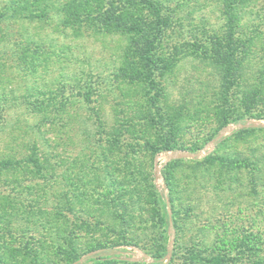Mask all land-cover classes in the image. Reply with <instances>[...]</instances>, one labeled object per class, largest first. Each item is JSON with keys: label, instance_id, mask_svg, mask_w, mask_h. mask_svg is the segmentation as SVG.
Instances as JSON below:
<instances>
[{"label": "rangeland", "instance_id": "obj_1", "mask_svg": "<svg viewBox=\"0 0 264 264\" xmlns=\"http://www.w3.org/2000/svg\"><path fill=\"white\" fill-rule=\"evenodd\" d=\"M168 3L182 7L178 15L184 21L168 34L178 46L168 42L158 49L163 74L157 80L166 92L148 111L138 107L140 94L133 89L129 75L115 80L114 73L125 68L121 57L125 41L117 35L87 32L76 36L58 23L59 17L52 11L53 21L13 20L7 40L0 42V157L21 156L35 142L42 151L54 148L57 159L55 174L44 189L31 178L32 188L23 193L26 204L51 208L55 202L60 211L54 222L60 229L58 224L39 230L34 225V232L17 238L30 248L27 256L37 241L49 245L51 255L40 264L75 263L67 252L52 253L53 242L62 231L69 243L66 250L72 245L89 250L111 243L117 254L139 261L137 264L153 261L152 254L165 245V236L169 237L168 249H173L175 241L179 244L175 264L184 263L182 254L192 239L210 245L211 251L227 254L230 264H254L255 260L264 264V129L238 132L242 125H264V0ZM8 4V0H0V9ZM14 39L29 40L39 54L36 60L18 64L11 51ZM170 56L178 59L175 66L168 62ZM87 81L100 89L97 95L88 96L85 87L80 90V83L87 85ZM47 97H55L57 104L46 109V114L30 105ZM158 105L167 116H159ZM195 109L199 111L194 113ZM148 113L151 119L144 120ZM192 113L199 119L189 120ZM237 117L242 118L241 123L234 122ZM115 121L125 130L122 151L113 163L120 185L111 192L105 158L95 148L96 154L91 157L90 153L97 126ZM217 134L223 137L218 144L214 140ZM157 135L180 147L156 153L144 147L146 137L156 142ZM133 145L138 149L136 155ZM176 153H192L184 158L203 165V157L210 153L218 158L228 156L233 162L247 159L256 161L261 170L254 179L249 166V171L240 168L231 180L227 171L220 178L200 172L194 180L188 177L192 160L166 168ZM167 179L173 182V192ZM168 192L178 213L177 232L165 229L162 221L161 195ZM98 193L106 197L101 206L110 209L100 210L99 199H95ZM38 195L40 200L35 199ZM69 204L74 209L71 215L60 210L63 205L62 209H68ZM173 255L169 253L166 262ZM24 260L31 261V257Z\"/></svg>", "mask_w": 264, "mask_h": 264}, {"label": "trees", "instance_id": "obj_2", "mask_svg": "<svg viewBox=\"0 0 264 264\" xmlns=\"http://www.w3.org/2000/svg\"><path fill=\"white\" fill-rule=\"evenodd\" d=\"M8 1L9 4L0 9V42L7 40L8 33L13 29L10 25L13 20L30 19L31 21L38 20L40 22L45 20L53 21V11L59 17L58 23L63 28L72 29L76 36H81L83 33L88 32V34L92 33L100 36L112 34L123 38L125 45L121 57L125 68H121L119 72L114 73L116 76L115 80L119 81L121 76L124 78L126 75L130 76V79L134 82L133 89H136L140 94L139 99H141L142 104L138 107L147 108L148 111V107L156 106L158 101L160 102V97L165 95V86L161 81L157 80V76L163 74V70H161L158 63L160 62L158 61V49L164 43L169 42L170 44H174L169 39L170 35L168 36V34L172 32L175 25H181L184 21L183 15H178L179 10L182 9L180 5L172 7L168 3V0H64L62 4L58 5L54 3V0ZM11 43V51L18 64L20 62L25 63L26 59L27 62H32L39 55L36 48L31 46L32 43L29 40L23 42L14 39ZM177 46L178 44H174L175 48ZM197 58L204 60V57H200V55ZM210 61L214 64L216 62L211 59ZM168 62L172 66H175L178 63V59L170 56ZM141 77H143V81L140 80ZM83 87L86 88L85 92L88 96L92 93L97 95L100 92V89L92 81H89L87 85L80 83V90ZM80 90L79 92L82 93ZM56 104L55 97H47L41 101L36 99L30 103L33 109L42 110L45 114L47 112L46 109L56 107ZM133 105V110H135L137 105ZM1 108L2 105L0 104V122L2 120ZM157 109L159 110V116L161 118H163L162 116L168 115V112L160 105L157 106ZM142 111L144 112V110ZM198 111L199 109H195L194 113ZM149 119H151L150 113L144 117V120ZM198 119L199 117H196V114L193 113L189 118V120L193 121ZM241 119V117H237L234 122L241 123ZM179 122H181V119ZM97 127L98 129L91 141V146L93 147L90 154L91 157L96 154V151L93 150L95 148L98 150V154L105 158L107 162L105 178L111 182V192H116L120 183H116L115 176L117 175L115 174V169H113L115 168L113 163L116 164L114 158L118 161L117 155L122 151L121 145L124 143L122 142V136L124 135L125 129L123 125H119L118 121L110 125H106V122H104ZM260 129H264V125L249 124L240 126L238 132L245 133ZM214 140L218 144L223 140V137L217 134ZM143 145L148 150L152 149L154 153L160 150H172L180 147L172 145L167 138L164 136L159 137V135L156 136V142L150 141L149 137H146ZM202 146L198 147L199 149L197 151ZM132 149L133 155H136L138 149L135 146ZM84 153L86 154V152ZM203 159H206V162L204 160V165L199 160L176 157L172 158L166 164V168H169L171 165L185 164L189 160H192V167L189 165L191 175H188V177L194 180L200 172L206 171L210 172L213 178H216L218 175L224 176L225 171H227L229 174L227 176L231 180L233 176L235 177L239 173L240 168L249 171V166L252 168L251 177L254 179L255 172L261 170L256 161L251 163L247 159L238 158V161L234 160L233 162L228 156L226 158H218L215 157L214 153L206 155ZM56 162L54 148H50L48 151H42L35 142L28 145V151L21 156L12 153L0 157V264H40L43 258L51 255L50 249H47L49 245L37 241L34 243L33 248H31L33 249V253L27 256L25 252H28L30 248L23 245L22 240L17 238L34 232L36 229L33 227L34 225L38 226L36 230H39V227L44 229L55 228L58 224L54 223L56 222L55 218L60 215L57 203L54 202L55 206L51 208H44L41 205L35 204V202L29 205L25 203L23 194L26 190L29 191L32 188V184L29 183L31 178L38 180L36 185L43 186L41 188L44 189V186L51 181V177L55 174ZM166 185L173 192V182L167 179ZM40 196L38 195L35 199L40 200ZM83 196L86 198L84 192ZM104 198L106 197L101 193L95 196L96 200L99 199L100 210L104 207L105 209L109 207L108 204H106L108 206H101L103 205L101 200ZM161 201L163 207L162 221L165 229L179 231L178 213L174 208L171 193L168 192L164 196L161 195ZM69 206L65 210L62 209L64 205L63 207L59 205L60 210L64 214L71 215L74 209L71 204ZM60 228L61 226L59 225ZM60 233H63V231ZM60 233L57 235L58 240L53 242L55 243V252L52 249V253L65 254L67 252L71 256V261L73 263L75 262V264H84L86 262L95 264H119L121 262L126 264L140 263L137 260L122 257L120 254H117L115 246L111 243H105L104 245H99L89 250L79 249L72 245L70 250H66V246L69 243L66 242V239ZM72 235L69 234V237H72ZM164 239L165 245L156 250L152 254L153 261L147 262L146 264H175V256L177 255V247L179 244L175 241V246L170 250L168 249L169 237L165 236ZM209 246L203 241L198 244L196 239H192V242L186 245V253L182 254L184 256V263L181 264H230L228 263L229 258L227 254L221 253L217 249L211 251V247ZM213 246V248L217 247V245ZM255 246L257 249L260 245ZM169 253H173L174 255L170 261L166 262ZM83 255L85 256L82 257ZM28 257H31V261L24 260V258ZM254 257L257 258L256 255ZM254 264H259V261L255 260Z\"/></svg>", "mask_w": 264, "mask_h": 264}, {"label": "water", "instance_id": "obj_3", "mask_svg": "<svg viewBox=\"0 0 264 264\" xmlns=\"http://www.w3.org/2000/svg\"><path fill=\"white\" fill-rule=\"evenodd\" d=\"M194 154L192 153H184V154H181V153H176L174 155H172L171 158H176V157H188V156H193ZM75 264V263H74Z\"/></svg>", "mask_w": 264, "mask_h": 264}]
</instances>
